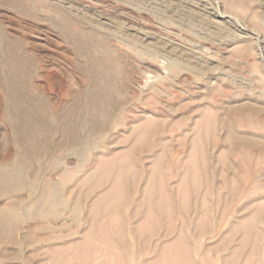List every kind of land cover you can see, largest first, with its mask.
I'll use <instances>...</instances> for the list:
<instances>
[{"label": "rangeland", "instance_id": "374dc122", "mask_svg": "<svg viewBox=\"0 0 264 264\" xmlns=\"http://www.w3.org/2000/svg\"><path fill=\"white\" fill-rule=\"evenodd\" d=\"M23 1L28 14L0 2V33L21 46L35 25L59 42L27 55L75 92L63 108L48 92L58 116L89 86L88 65L74 64L55 25L62 4ZM64 1L104 37L122 102L98 129L70 115L75 143L54 122L47 140L37 134L51 147L31 162L17 158L0 105V165L30 163L27 184L0 195V264H264V0ZM9 207L19 215L1 218Z\"/></svg>", "mask_w": 264, "mask_h": 264}, {"label": "bare ground", "instance_id": "6f19581e", "mask_svg": "<svg viewBox=\"0 0 264 264\" xmlns=\"http://www.w3.org/2000/svg\"><path fill=\"white\" fill-rule=\"evenodd\" d=\"M0 2H1V4H6V5L10 6V9L13 7L16 10H18L19 12L23 13V14H28V7H27L28 5L23 0H0ZM54 2L57 3V4L58 3L62 4L61 7H63V9H65V10H62V12L60 13L61 14L60 18L57 17V19L54 20L56 22L55 25L60 30V33L62 34L61 36L63 37L65 43L68 44L67 46H69V48L71 50V53H72L71 57L72 58H70V59H72L74 64L78 68H80V66H81L80 62H79L80 58H82L83 61L85 63H87V65H88L87 73H88V79H89V86L86 89H82L80 91L76 90V91H78V93H76V96H75L76 99L73 98L71 101H69L70 103L67 106L68 109L65 108L66 110L63 113H60L57 116L56 112L58 110L54 107L53 111L55 109L57 111L56 112L54 111L56 114L53 113V115H52V113H50V110H49L47 102H46V99L49 96V93L53 92L55 90L56 91V96L53 95V97L54 98L57 97V99H58L57 101L58 102L56 104H58V103L60 104V102H62L61 100L65 99V98L68 99L69 97L72 96L73 93L75 94V92H73V91L71 92L69 90L70 87L68 89V87L63 85L64 83L63 82L61 83L60 80L58 81V86H56L57 85V81H56V84H55L54 80H56V79L53 80L55 72H51L49 70V68H47V66L44 67L45 69L42 68L43 66H41V65L44 64V63H41V65L38 68L36 67L38 70L36 68H34V66L31 65V64H33V61H32L33 56H30V59H31L32 63L30 62V59L28 57L31 54L28 51V48H31V49H33L35 51L36 50L40 51L41 48L43 49V46H50V45H54L55 47L53 46V48H59V46H60L59 42L52 40L50 38V35H47L46 32L45 33L41 32L43 30H41V28H38L34 24H33L34 25L33 27H35V29H33L31 31L32 32L31 33L32 34L31 35V40H30V38H28V39L26 38L27 40H30V41L26 42L25 45L21 44V46H20V42H18V40L16 39L17 36L14 35L15 33H12L13 35H11V33H9L8 31L7 32L5 31V33H3V34L0 33V90L3 92L2 93V100L3 101L0 103V105H2L1 108L4 107L5 112H6L7 116H8L9 122L12 123V124H10V123L9 124L13 126L14 130L16 131L15 134L16 135L18 134V136H19V137L17 136L18 137L17 138L18 142H16V144L18 143V148H19V146L21 147L20 148L21 151H20L19 154H21L22 156L18 155L19 157H17L19 160H21L20 157H22V158H24V161H25V158L29 159V160L31 159L30 160V162H31L32 160H34L37 157L41 158V155L46 150L44 145H47L46 144L47 142L45 141V144H44L43 143L44 139L43 140L38 139L37 134L40 132V135H41V132H42L44 134V138L47 140L49 138V136H50L51 131H52V124L54 122L57 123L58 127H60V129L63 130V132H65V134H66V130H69L71 134L69 132L68 133L70 134V136L72 135L71 137L75 138V140L73 139L74 143H75V141L78 142V140H77V129H78L79 125L81 124L80 123L81 121L80 122L78 121L80 123L79 124L76 121L77 119L75 120L76 117L74 116L75 118H71V117L69 118L70 115H72L73 113L78 111L77 113L80 114L79 118L81 116L88 118V125L90 124L93 127L95 125H97V129H98V125L102 126L105 123L109 124V120H110L109 117H111V114L113 113V110H114L115 106L118 107L120 105V103L122 102L119 99V96L121 95V89L122 88H121L120 84H118V82H117V78H118V76H120V69L118 67H116L115 65L107 64V62L105 61V58L103 57V54H104V52H106V54H109V49H108V45L103 40L104 37H102L98 33L99 30H98L97 26L92 23L93 21H91V19H87L86 20L88 22L87 26L86 27H82L80 24L76 23V21H77L75 19L76 16L74 17V15L75 14L79 15V14L76 13L77 10H76V7L74 6V4L71 3V5H69L70 3H68V2H66L64 0H55ZM54 2H52V3H54ZM5 29H6V27H5ZM2 32H4V31H2ZM11 32H13V31H11ZM103 34H106V33L103 32ZM18 39H19V37H18ZM143 43H145V41ZM22 45L24 47H22ZM50 48H52V47H50ZM46 50H48V49H46ZM62 50H63V48H62ZM50 51H52V49ZM28 52L30 53L29 55H28ZM31 52H33V51L31 50ZM58 52L59 51H56V53H58ZM54 53H55V51H53V54ZM54 55H52V56L50 55V56L53 57ZM78 57H79V59H78ZM66 60H67V58H66ZM67 62H68V60H67ZM82 66H83V64H82ZM157 74H159V73H157ZM85 80H87V79H85ZM127 80H128V78H127ZM68 82H70V81H68ZM52 84H54V85H52ZM86 84L87 83H85V85ZM74 85H73V87H75L77 84L75 86ZM85 85H84V87H85ZM54 86H56V87H54ZM67 86H69V85H67ZM77 87L79 88V86H77ZM52 99H51V102H52ZM66 101H68V100H66ZM49 102H50V100H49ZM62 103L60 105H63L62 106V108H63L65 105L62 104ZM65 103H67V102H65ZM53 104H55V103H53ZM59 110L61 111V109H59ZM114 113H115V111H114ZM79 114H77V116ZM79 118H78V120H79ZM10 125H9V127L11 129H13L12 126H10ZM9 127H8V130H9ZM93 127H92V129H93ZM102 127H104V126H102ZM53 129H55V128H53ZM82 129H83V127H82ZM58 131L60 132L59 129H58ZM10 132H11V130H10ZM53 132L55 133L54 130L52 131V133ZM63 132H61V133L64 135ZM64 136H62V137H64ZM7 140H9V139H7ZM15 140H16V138H15ZM50 140H51V138H50ZM71 140H72V138H71ZM73 140H72V142H73ZM59 143H61V142H59ZM9 145H10V148H11L10 142H9ZM60 146H61V144H60ZM14 149H17V147H15ZM48 149H51V148H48ZM45 152H47V151H45ZM15 154H17V153L15 152ZM46 154H48V153H46ZM7 156H9V153H8ZM43 156H45V155H43ZM5 157H6V155H5ZM4 158H2V159L4 160ZM6 159H8V157H6ZM13 159H11V160H13ZM21 161H17V162L19 163ZM26 163H28V162H25V163L23 162V164L19 163V164L15 165L14 167L12 166L13 168H10L11 165L9 166V168H4V166L2 167V165L4 163L2 165H0L3 168V169L0 168V195L3 194L4 192L9 193V192L13 191L15 189V187H17V186L21 185L22 183L26 182V181L23 182V180H22V173H23V170H24L23 167H24V165ZM28 164H30V163H28ZM25 166H27V164ZM46 181L48 183L49 180H46ZM25 184H27V183H25ZM49 184H50V186H49ZM49 184H47L48 185V189L51 190L52 187H53V186L51 187L52 181ZM47 185H46V187H47ZM21 187H22V185L20 186L19 189H21ZM46 187H45V189H46ZM49 187H51V188H49ZM17 190H18V188H17ZM7 191H9V192H7ZM12 194H10V195H12ZM2 197L5 198L4 196H2ZM7 198H8V196H7ZM59 200H60V195H59L58 192H56V193H54L53 199L49 200L47 202L48 206H50L51 209L54 208V206H56L58 204ZM5 201H6V199H5ZM13 201H15V200H13ZM13 201H11V203ZM14 204L15 203H13V205ZM32 204L34 205L33 202H32ZM32 204L30 203L29 206L27 205L28 206V210H29V208L33 207ZM30 205H32V207H30ZM226 205H228V204H226ZM11 206H12V204H11ZM25 206H24V208H25ZM27 206H26V208H27ZM44 208H45V206H44ZM46 208H48V207H46ZM21 210H22L21 213L26 212V209L21 208ZM39 210H41V209H39ZM39 210H36L37 211L36 213H38ZM33 212H35V211H33ZM50 213L48 211V214H50ZM26 214H27V212H26ZM28 214H29V212H28ZM30 214L32 215V213H30ZM40 214L42 215V213H40ZM2 215H3V217H1V218L13 219L15 216L17 217L19 215V213H17L15 208H10L8 210H4ZM24 215H25V213H24ZM25 218H26V216H25ZM27 219H29V218H27ZM259 234H261V233H259ZM246 239H248V237ZM252 244L253 243H251L250 246ZM240 247H241V244H240ZM236 250L237 249H235V251ZM256 250H258V249H256ZM235 254H236V252H235ZM262 254L263 253L261 252V256H263ZM232 256H234V255H232ZM254 256H255V254H254ZM230 261H231V257H230ZM228 262H229V260H228ZM230 263H228V264H230Z\"/></svg>", "mask_w": 264, "mask_h": 264}]
</instances>
